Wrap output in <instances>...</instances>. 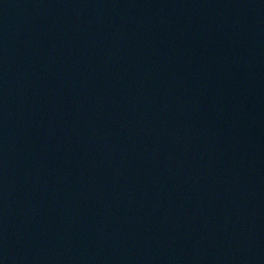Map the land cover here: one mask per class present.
Masks as SVG:
<instances>
[{"label":"water","instance_id":"water-1","mask_svg":"<svg viewBox=\"0 0 264 264\" xmlns=\"http://www.w3.org/2000/svg\"><path fill=\"white\" fill-rule=\"evenodd\" d=\"M0 264H264V0H0Z\"/></svg>","mask_w":264,"mask_h":264}]
</instances>
